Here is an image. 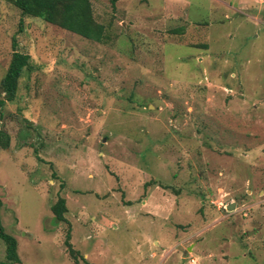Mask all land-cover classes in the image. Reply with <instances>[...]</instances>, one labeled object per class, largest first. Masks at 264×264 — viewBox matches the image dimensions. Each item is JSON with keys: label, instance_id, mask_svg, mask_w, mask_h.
I'll list each match as a JSON object with an SVG mask.
<instances>
[{"label": "rangeland", "instance_id": "rangeland-1", "mask_svg": "<svg viewBox=\"0 0 264 264\" xmlns=\"http://www.w3.org/2000/svg\"><path fill=\"white\" fill-rule=\"evenodd\" d=\"M91 1L103 44L0 0L17 264H264V0Z\"/></svg>", "mask_w": 264, "mask_h": 264}, {"label": "trees", "instance_id": "trees-1", "mask_svg": "<svg viewBox=\"0 0 264 264\" xmlns=\"http://www.w3.org/2000/svg\"><path fill=\"white\" fill-rule=\"evenodd\" d=\"M15 6L23 16L41 18L45 22L55 25L69 33L96 43H106L109 38L107 26L98 22L94 15L91 0H5ZM118 0H111V5ZM183 29H176L175 32L182 34ZM206 47V45H205ZM29 65V56L18 51L12 53L10 62L4 76L0 81V108L5 102H12L15 99L19 79ZM9 145V135L0 129V146L7 148ZM66 201L63 197H58L56 203L51 206V212L56 222H66L67 212ZM1 205V201H0ZM69 233L65 244L74 255L69 243ZM0 239L5 244V260L0 264L20 263L17 254L16 239L7 234L0 221ZM75 256V255H74Z\"/></svg>", "mask_w": 264, "mask_h": 264}, {"label": "crops", "instance_id": "crops-1", "mask_svg": "<svg viewBox=\"0 0 264 264\" xmlns=\"http://www.w3.org/2000/svg\"><path fill=\"white\" fill-rule=\"evenodd\" d=\"M254 1H255V0H254ZM242 3H243V5L245 4V2H239L240 5H242ZM228 7L231 8V9H234V10H235V8H233V7H231V6H228ZM256 14H259V11H257Z\"/></svg>", "mask_w": 264, "mask_h": 264}, {"label": "water", "instance_id": "water-1", "mask_svg": "<svg viewBox=\"0 0 264 264\" xmlns=\"http://www.w3.org/2000/svg\"><path fill=\"white\" fill-rule=\"evenodd\" d=\"M233 204H230V205H227L226 207H227V210H232L233 208V206H232Z\"/></svg>", "mask_w": 264, "mask_h": 264}]
</instances>
